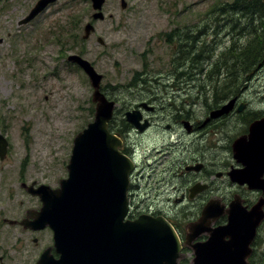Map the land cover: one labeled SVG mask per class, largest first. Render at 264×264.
<instances>
[{
	"label": "rangeland",
	"instance_id": "374dc122",
	"mask_svg": "<svg viewBox=\"0 0 264 264\" xmlns=\"http://www.w3.org/2000/svg\"><path fill=\"white\" fill-rule=\"evenodd\" d=\"M37 1L0 0V133L10 144L7 158L0 159V211L3 213L0 224L3 216L12 213L7 211L9 204L12 205V196L19 201L14 204L19 205L20 211L15 214L19 217L27 219L28 209L38 211L41 208L35 200L40 199L24 190L19 178L23 177L28 184L36 182L38 186L58 188L59 181L68 177L67 166L75 135L93 122V90L84 73L67 62L69 55H81L104 76L103 90L117 103L111 126L114 131L125 134L127 102L131 104L143 99L144 88L156 86L154 80L166 69L165 60L174 55L170 46L160 43L165 40L166 32L187 29L189 31L185 33L198 39L196 50L200 53L195 51L194 60L193 55L186 56L184 67L190 68L192 62L205 66L206 59L214 53L212 61L233 66L229 73H237V89L246 84L234 66L241 62L236 56L261 34L259 18L251 23L240 13L230 11L224 16L212 13L217 3L221 5L233 0H126V9L121 8V0H106L103 8L106 19L94 24L95 34L87 42L76 43L68 37L70 22L74 16L82 17L76 23L80 25L82 37L85 24L91 20V3L88 0H58L35 20L19 26L20 20L29 14ZM60 33H64V37H60ZM98 37L105 41V46L97 43ZM254 63L261 65L264 61ZM138 74L146 76L144 78L150 84L139 83ZM190 91L196 98L195 90ZM262 96L263 66L243 98L254 107L264 101ZM211 102L206 101L204 105L200 102L188 110L196 113L195 119H202V107ZM230 123H236V120ZM236 133L238 131L233 129L223 134L213 132L217 141L212 145L224 146ZM205 145L206 141L202 148ZM184 151V148L168 149L157 157L160 160L156 164L158 171L148 172L145 176H150V181L153 176L160 178L163 168L166 170L164 178H172L185 160ZM176 179L174 183L179 184L180 180ZM142 182L140 179V185ZM160 190L162 193L163 188ZM169 197L173 198L174 194H161L162 206ZM139 200L136 198L135 202ZM27 237L18 227L0 226V257L3 258L0 264H31L38 260L40 249L33 247ZM48 244L51 240L45 236L41 247H48L45 246ZM259 254L253 258V264H264V244H260Z\"/></svg>",
	"mask_w": 264,
	"mask_h": 264
},
{
	"label": "water",
	"instance_id": "95a60500",
	"mask_svg": "<svg viewBox=\"0 0 264 264\" xmlns=\"http://www.w3.org/2000/svg\"><path fill=\"white\" fill-rule=\"evenodd\" d=\"M56 1L39 0L19 25L30 23ZM90 1L95 12L93 20H105L102 10L106 0ZM121 6L127 7L125 0H121ZM94 32L95 27L89 22L82 38L88 40ZM98 43L105 44L101 38ZM67 61L81 68L90 81L95 118L75 136L67 167L69 176L60 181V187L28 188L41 199L42 208L29 211L21 224L34 231L49 227L61 254L54 259L47 250L37 264H179L181 242L167 220L146 215L126 220L129 177L134 164L120 151L122 141L108 129L116 103L101 91L103 75L88 60L71 54ZM232 106L231 103L224 107L219 115L228 113ZM134 114H126V119L142 130L139 119H132ZM233 147L243 169L230 173L232 181L247 184L250 189H264V120L252 123L249 135L237 139ZM7 149V141L0 135L1 159ZM221 211L215 203H209L201 219L192 225L197 235L209 234L206 242L192 246V264H250L251 244L263 218L260 209L254 207L246 212L234 203L228 212V224L211 229V218L221 215ZM194 233L188 236L187 244L195 239Z\"/></svg>",
	"mask_w": 264,
	"mask_h": 264
},
{
	"label": "flooded vegetation",
	"instance_id": "af4514ba",
	"mask_svg": "<svg viewBox=\"0 0 264 264\" xmlns=\"http://www.w3.org/2000/svg\"><path fill=\"white\" fill-rule=\"evenodd\" d=\"M163 36L165 40L160 43L170 46L174 55L171 59L165 60L166 69L161 72L159 79L154 80L152 76H149L156 82V86L144 88L146 94L143 95V99L131 104L127 102V113L135 111L134 115L136 116L132 119H139V126L143 127L141 130L128 118L127 121L125 120L127 131L123 134V150L127 157L135 162L128 190L129 219L135 220L142 215L165 218L172 225L182 243V261L189 262L194 258L192 246L209 239L208 233L197 235L196 230L192 228V225L201 219L203 210L209 203H215L222 210L221 215L211 218V222L213 221L211 229L228 224V212L234 203L239 206L240 210L246 212L258 207L263 218L257 225L251 245L250 260H253L256 253L260 255V244H264V189L260 187L250 189L247 184L234 182L230 173L243 169V165L235 156L233 147L235 141L249 135L252 123L264 120V101L258 102L256 106L252 107L251 102L246 101L247 98H243L245 90L248 94L250 86L264 64L240 62L234 65L240 71L239 76L244 77L246 84L237 89L239 83V79L235 78L237 73H229L233 66H228L226 62L212 61L214 53L206 59L205 66H199L192 62L190 68L184 67L186 56L189 58L193 55L192 60H194L195 51L200 53L199 50H196L198 39L193 35L171 31V33L166 32ZM214 43L216 44V42ZM186 53L187 55H185ZM145 66L148 67L147 64ZM142 77L146 76L141 74L142 85L150 84V81L146 78L143 80ZM190 90H195L196 98L191 96ZM163 91L167 93L165 94ZM211 100L212 102L208 106L202 107L204 111L202 119H195L196 113L188 110L200 102L201 105H204V102ZM127 101L129 100L127 99ZM231 103L233 106L229 112L219 115V112ZM241 107L243 108L239 111ZM228 117L229 119L226 121ZM233 119L236 120V123H230ZM225 121L226 123H224ZM229 129L238 131V133L228 139V144L213 146L212 142L217 141L213 132L223 134ZM205 141L206 145L202 148ZM198 145L201 148H197ZM148 146H152V148L149 149ZM171 148H184L183 153L186 152L180 170L172 178L165 179L166 170L162 168L158 176L160 178L153 176L150 181V176H145V174L154 170L158 171L156 164L160 160H157V157ZM190 149H194V151H190ZM9 153L10 146L5 159ZM175 177L176 180H180L179 184L174 183ZM140 179L143 181L141 185ZM261 179L264 181V174ZM19 180L27 182L23 177H20ZM227 186L230 187L228 193ZM161 187L163 188L162 193L166 196L174 194L173 198H167L165 206H162V201H159L162 194ZM223 190L224 193H222ZM18 197L20 198L19 195ZM16 198V196L11 197L12 205L9 204L10 207L8 206L7 211L12 213L1 218L0 226L18 227L27 234V241L30 240L33 247L37 246L40 249V256L46 250H50L51 255L59 259L60 255L53 248L52 230L46 228L34 231L25 228L21 224L25 220V216L15 215L17 211H20L19 205H14L19 202ZM31 198L33 197L31 196ZM136 198L140 199L138 203L135 202ZM35 200L38 205H41L40 200ZM29 210L31 209L27 211ZM0 215H3L1 211ZM193 233L196 236L195 239L187 244L188 236ZM45 236H49L51 244L42 248L41 244ZM0 259L3 260L2 257ZM38 260H34L31 264H37Z\"/></svg>",
	"mask_w": 264,
	"mask_h": 264
},
{
	"label": "trees",
	"instance_id": "16d2710c",
	"mask_svg": "<svg viewBox=\"0 0 264 264\" xmlns=\"http://www.w3.org/2000/svg\"><path fill=\"white\" fill-rule=\"evenodd\" d=\"M217 3L214 5L212 11L213 14H218L219 16H224L230 11L233 13H240L243 17L249 18V22L253 23L256 19H260V31L261 34L254 38L253 44H251L247 49L243 51L242 54H238L236 57L239 61L243 63H254L264 61V3H259V0H233L230 3L221 4ZM82 17L74 16L70 22L69 36L74 40V42H83L81 35L79 34L80 25L76 24ZM76 21V22H75ZM74 22V24H73ZM73 24V27H72ZM257 30V27H256ZM175 32H186L185 30H174ZM180 36H182L180 34ZM60 37H64V33H60ZM193 37H195L193 35ZM196 38V37H195ZM60 38L59 41H61ZM187 40V39H184ZM187 43V42H186ZM187 45V44H185ZM253 264V261H252Z\"/></svg>",
	"mask_w": 264,
	"mask_h": 264
}]
</instances>
